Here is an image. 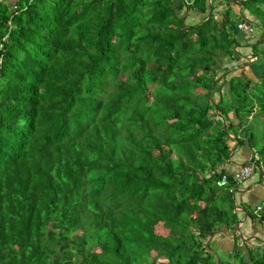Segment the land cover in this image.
I'll list each match as a JSON object with an SVG mask.
<instances>
[{
  "label": "trees",
  "instance_id": "trees-1",
  "mask_svg": "<svg viewBox=\"0 0 264 264\" xmlns=\"http://www.w3.org/2000/svg\"><path fill=\"white\" fill-rule=\"evenodd\" d=\"M241 21L264 55V0H0V264H264L229 170L247 144L264 185Z\"/></svg>",
  "mask_w": 264,
  "mask_h": 264
},
{
  "label": "rangeland",
  "instance_id": "rangeland-1",
  "mask_svg": "<svg viewBox=\"0 0 264 264\" xmlns=\"http://www.w3.org/2000/svg\"><path fill=\"white\" fill-rule=\"evenodd\" d=\"M9 3H13L15 0H8ZM228 3L226 2H220L218 5V9L223 11L225 9V6H227ZM230 6H233L237 11L240 9V6H238V4L235 2H231ZM182 11H179V14H181ZM245 12V11H244ZM200 15L194 13L193 11H190L188 17H186L185 22L189 23V24H193L195 23L198 19H199ZM237 28L238 30H236V34L238 35V39L240 40L241 44L239 47H237V51H241L242 53H245V57L248 54H252V50L248 47V46H244L245 43L247 42H251V40H254L255 38H257L258 34H260L259 31H257V29L255 28V26H251L252 31L250 33L252 34H247L246 31H242L241 28L239 27V23L237 24ZM246 32V33H245ZM260 46H264V43L261 44ZM259 55H257V60H253L251 62H249L247 65H245L247 68L244 69L243 71H241V68H245V66H242L245 63V57H241L239 59L236 58V56L234 57V62L229 61V58H226V60L223 61V66H230V69L235 68L233 67L234 65H238V66H242L240 68H237L235 72L230 73V75L232 74H239L241 76H249L255 80L258 79L256 73L257 72H262V70H264V55L262 53H258ZM253 55V54H252ZM246 64V63H245ZM259 64H261L259 66ZM229 69V70H230ZM239 69V70H238ZM230 71H227L226 73H229ZM221 83L218 84V88L220 87ZM223 88V87H222ZM264 127V125L260 124L259 125V129L262 130ZM232 139L233 137L230 136ZM259 140H260V135L258 136ZM230 145L233 147L232 149V157H231V163L233 162H237L239 164H237V166H242L245 164V161L250 159V155L252 153V148H250L247 144L243 145V146H238L237 143L234 145V141H229ZM263 143V142H261ZM234 145V146H233ZM259 173L258 171L255 172V170H253V172L251 173V176L246 179L243 184H240L238 187V191L236 192V201H244L246 200L247 202H250V198H249V193L252 191L251 189L254 188L255 190H257V192H260L262 195H264V185L258 180L259 178ZM240 190V191H239ZM242 190H244V193L241 192ZM242 195V196H241ZM238 208V207H237ZM240 208V207H239ZM238 208V209H239ZM241 210V209H240ZM241 214V213H239ZM241 216V215H240ZM243 220V218L241 219ZM248 220V219H247ZM244 221V224H246V226L244 227L243 230V238L248 241L250 244H254L253 239L255 238V236H260L261 238H264V234L262 231V227L260 226V224L258 223H254V222H250L248 220V222H246V218ZM242 224L240 223V226ZM159 231L164 232V229L162 228H158ZM254 236V237H253ZM227 238H229V236L225 233L224 237L220 236L219 234H217L215 236V239L218 240L219 243H223L224 246L226 244ZM212 239V238H211ZM210 239V240H211ZM230 244V241H229ZM230 246V245H229ZM159 260H164V258L160 257L158 258Z\"/></svg>",
  "mask_w": 264,
  "mask_h": 264
},
{
  "label": "built area",
  "instance_id": "built-area-1",
  "mask_svg": "<svg viewBox=\"0 0 264 264\" xmlns=\"http://www.w3.org/2000/svg\"><path fill=\"white\" fill-rule=\"evenodd\" d=\"M251 26H253V25L248 24L244 21L239 22V27L241 28V30L246 31L248 35L252 34V33H250L252 31ZM251 173H252V166L249 164L244 165L239 171H237L234 174L233 180L236 184H241L251 176ZM226 182H227L226 175H222L221 179L217 182V184H218V186H224L226 184Z\"/></svg>",
  "mask_w": 264,
  "mask_h": 264
},
{
  "label": "crops",
  "instance_id": "crops-1",
  "mask_svg": "<svg viewBox=\"0 0 264 264\" xmlns=\"http://www.w3.org/2000/svg\"><path fill=\"white\" fill-rule=\"evenodd\" d=\"M252 55L251 54H249V55H246V57H245V62H247V61H249V58L251 57ZM257 57L258 56H256V58H255V60H257ZM253 61V60H252ZM247 63H249V62H247ZM245 64V63H244ZM235 66V65H234ZM233 66V67H234ZM242 66H245V65H242ZM242 66H238V68H240V67H242ZM247 67L245 66V68L243 67V68H241V71H243L244 69H246ZM231 70V69H230ZM239 70V69H238ZM245 71V70H244ZM232 164V166H230V169L229 170H232L233 172L234 171H239L241 168H242V166L240 165V166H237V164H239V163H237V162H233V163H231ZM237 168V170H235ZM243 184V183H242ZM252 191H251V193H253V194H256V196H263L260 192H257V190H255L254 188H252L251 189ZM239 208V207H238Z\"/></svg>",
  "mask_w": 264,
  "mask_h": 264
},
{
  "label": "clouds",
  "instance_id": "clouds-1",
  "mask_svg": "<svg viewBox=\"0 0 264 264\" xmlns=\"http://www.w3.org/2000/svg\"><path fill=\"white\" fill-rule=\"evenodd\" d=\"M252 54H253V53H252ZM252 54H251V55H252ZM248 55H249V54H248ZM244 57H245V56H244ZM255 58H256V55L253 54V55L249 58V61H252V60H254ZM243 166H244V165H243ZM243 166H242V167H243ZM252 172H253V170H252ZM241 184H242V183H241ZM239 185H240V184H239ZM240 209H241V208H239V210H240ZM239 224H240V223H239ZM239 224H238V225H239ZM241 224H242V223H241Z\"/></svg>",
  "mask_w": 264,
  "mask_h": 264
},
{
  "label": "water",
  "instance_id": "water-1",
  "mask_svg": "<svg viewBox=\"0 0 264 264\" xmlns=\"http://www.w3.org/2000/svg\"><path fill=\"white\" fill-rule=\"evenodd\" d=\"M243 220H244V218H243ZM243 220L240 222V223H242L243 222ZM239 226H240V224H239ZM240 234H241V232H239Z\"/></svg>",
  "mask_w": 264,
  "mask_h": 264
}]
</instances>
